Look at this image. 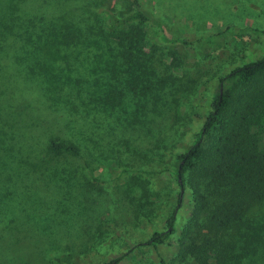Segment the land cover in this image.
I'll return each mask as SVG.
<instances>
[{
    "label": "trees",
    "instance_id": "16d2710c",
    "mask_svg": "<svg viewBox=\"0 0 264 264\" xmlns=\"http://www.w3.org/2000/svg\"><path fill=\"white\" fill-rule=\"evenodd\" d=\"M105 1L101 9L108 20L107 29L99 27L94 31L92 26L84 28L71 19H59L47 26L43 51L48 53L53 48L60 51L74 45H96L109 53L105 65L109 74L125 87L123 90L109 88L99 100L89 90L83 94L82 85L77 81L66 83L64 77H53V74L46 73L38 76L34 72V75L26 74L23 84L10 83V86L0 91V118L11 113L20 100L26 101L25 105L30 108L37 107L48 112L44 122L35 117L30 119L28 124L31 130L24 128V121H0V146L5 152L10 149L17 152L20 149L30 150L25 151L27 158L21 161L31 166L24 174H38L40 177L48 175L47 178L28 183L29 177H20V172L15 169L19 177L8 176L0 180V233L5 222L25 223L30 226V229L25 230L30 237L38 235V239L46 240L55 237L53 244L59 245L66 236L72 235L73 229L64 231L63 215L76 220L80 213L84 214V224L79 226L77 232L87 234L93 230L96 214L103 209L110 212L112 209L109 204L114 205L115 201L123 203L124 195L128 197L135 187L134 182L142 190L148 189L155 193L153 176H145L143 181L129 179L128 190L114 188L109 191L103 188L104 182L93 173L94 158L111 148L118 134L124 135L130 130L134 136H140L142 130L137 126L138 121L125 126L117 121L112 112L105 110L119 105L126 92L137 99L145 98L173 80L171 75L159 74L142 50L143 32L140 24L147 23L150 17L139 8L126 16L118 15L111 6L104 7ZM3 2L0 9V52H5L9 36L16 35L27 42L38 27L33 17L27 20L28 23L20 17L17 1ZM134 2L137 4V0ZM40 19L43 20V17ZM159 33L160 40L165 43L194 42L169 37L162 26H159ZM37 37L41 38V34H37ZM123 72H127L128 76ZM17 89L19 100L16 98ZM7 91L14 93V97H8L11 100L8 104L4 100ZM43 125L49 131H42L41 136H50L46 146L42 139L39 138L38 142ZM50 126H54V130L49 129ZM263 131L264 56L237 65L224 75L218 74L209 111L203 117L195 139L177 157L172 169L180 188L176 208L166 220L167 228L150 230L149 238L143 244L164 243L174 232L176 212L183 201L184 173L190 169L189 180L195 181L192 187L197 199L194 224L198 227L187 246H184L185 242H182V246L187 252L192 251L194 264H264V147L261 148L259 143ZM212 134L215 136L212 147L205 149L204 141ZM177 136L178 131L171 128L169 133L158 136L155 144L166 148ZM9 138L14 142L12 145L6 141ZM123 140L124 145L129 147V137ZM116 152L121 157L125 155L120 148ZM114 153L111 152V155ZM68 156L78 158L81 162L61 163ZM117 159L120 160L118 156ZM81 187L85 194H80ZM201 214L205 215L204 226L199 224ZM123 226L128 225L124 222ZM109 238L115 239L116 236L111 235ZM49 243L36 245L32 256L44 258ZM94 245L96 248L100 244L94 241ZM8 247L0 245L2 264L15 258L10 253L14 249L9 250ZM59 247L65 253L61 258L53 257V260L68 264L74 258V246L66 242ZM27 249L20 251L17 261L28 256ZM120 258L103 259L101 264H117Z\"/></svg>",
    "mask_w": 264,
    "mask_h": 264
},
{
    "label": "rangeland",
    "instance_id": "374dc122",
    "mask_svg": "<svg viewBox=\"0 0 264 264\" xmlns=\"http://www.w3.org/2000/svg\"><path fill=\"white\" fill-rule=\"evenodd\" d=\"M15 1L19 6L18 13L26 20L25 23L33 17L38 27L27 42L16 35L9 36L6 41L5 52H0V66L3 70L0 74V91L10 86V83L23 84L26 74L34 75V72L38 76H44L46 73L53 74V77H64L66 83L77 81L82 85L83 94L89 90L99 100L109 88H125L108 72L105 64L109 53L96 45H74L60 51L52 47L48 53L43 51L47 26L59 19H71L84 28L87 25L92 26L94 31L99 27L107 29L108 20L101 9L104 0ZM3 3V0H0V9ZM107 6H111L113 11L121 16L139 8L150 17L147 23L140 24L143 32L142 50L159 74L171 75L173 80L145 98L137 99L133 94L126 92L119 105L105 110L112 112L117 121L125 126H129L132 121H138L137 126L142 130L140 136H134L130 130L124 135L118 134L114 139L113 148L102 151L94 158L93 173L104 182L103 188L109 191L114 188L128 190L129 179L143 181L145 176H153L155 193L148 189L142 190L139 184L134 182L135 187L130 195H124L125 202L115 201L114 205L109 204L112 209L110 212L107 209L99 211L93 230L87 234L77 232L79 226L84 224V214L80 213L76 220H71L69 215H63L64 231L73 229L72 235L66 236L67 234L63 233L66 237L59 245L71 242L74 246V258L70 257L73 259L68 264H101L103 259L115 256L121 257L117 264H194L192 251L187 252L182 246V242L187 246L198 227L194 224L197 199L192 187L195 181L189 180L190 169L184 173L183 201L176 212L174 232L164 243H143L149 238L150 230L160 231L167 228L166 220L176 208L180 188L172 169L177 157L185 152L195 139L203 117L209 111L211 93L217 86L218 74L224 75L237 65L264 56V0H137V4L134 0H106L104 7ZM41 16L43 20L40 19ZM159 26L163 27L169 37L185 38L194 42H162ZM39 33L41 38L37 37ZM123 74L128 76L127 72ZM15 92L19 100L18 89ZM10 96L14 97V93H4L6 104L11 103L8 98ZM25 102L20 100L16 108L0 118V121H24V128L31 130L32 127L28 124L30 119L35 117L43 122L47 119L46 110L30 108ZM171 128L178 131L177 139L170 142L166 148H162L163 145L156 146L157 137L169 133ZM49 129L54 130V126ZM35 131L38 132V129ZM42 131L48 133L47 126L41 127L38 137V142L40 138L46 146L50 136H41ZM261 133L259 143L263 148L264 131ZM128 137L131 142L129 147H126L123 139ZM214 140V134L206 137L205 149L212 147ZM6 141L11 145L14 143L10 138ZM4 146L6 147L5 143ZM118 148L125 152L123 157L116 152ZM20 150L17 152L10 149L5 152L0 146V180L8 176L19 177L15 169L20 172V177H29L28 183L47 178L48 175L40 177L38 174H24L31 166L21 161L27 158L25 151L30 150ZM111 152H115L114 156ZM67 162L81 161L69 156L61 161L63 164ZM132 176L136 178H131ZM81 188L80 194H85L84 188ZM198 219L199 224L204 226L205 215L201 214ZM124 222L127 227L123 226ZM1 227L0 245H8L9 250L14 249L10 253L15 258L7 261V264L61 263L53 260V257L61 258L65 253L63 248L53 244L55 237L47 240L38 239V235L30 237L25 231L30 229V226L25 223L5 222ZM111 235L116 238H109ZM94 241L100 244L99 247H93ZM41 243L43 246L49 243L46 246L47 254L42 259H36L32 252L35 246ZM26 248L28 256L20 262L17 261L20 251ZM2 262L3 259L0 258V264Z\"/></svg>",
    "mask_w": 264,
    "mask_h": 264
}]
</instances>
